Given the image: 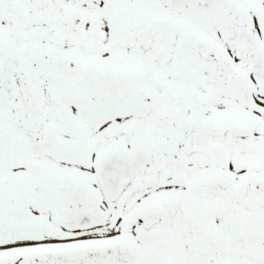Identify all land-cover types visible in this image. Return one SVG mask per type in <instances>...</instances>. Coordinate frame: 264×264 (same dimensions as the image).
Instances as JSON below:
<instances>
[{
    "label": "snow or ice",
    "instance_id": "snow-or-ice-1",
    "mask_svg": "<svg viewBox=\"0 0 264 264\" xmlns=\"http://www.w3.org/2000/svg\"><path fill=\"white\" fill-rule=\"evenodd\" d=\"M0 264H264V0H0Z\"/></svg>",
    "mask_w": 264,
    "mask_h": 264
}]
</instances>
